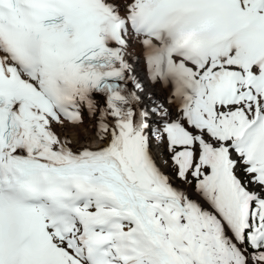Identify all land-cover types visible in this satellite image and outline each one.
I'll list each match as a JSON object with an SVG mask.
<instances>
[{
	"label": "snow or ice",
	"instance_id": "obj_1",
	"mask_svg": "<svg viewBox=\"0 0 264 264\" xmlns=\"http://www.w3.org/2000/svg\"><path fill=\"white\" fill-rule=\"evenodd\" d=\"M0 264H264V0H0Z\"/></svg>",
	"mask_w": 264,
	"mask_h": 264
},
{
	"label": "clouds",
	"instance_id": "obj_2",
	"mask_svg": "<svg viewBox=\"0 0 264 264\" xmlns=\"http://www.w3.org/2000/svg\"><path fill=\"white\" fill-rule=\"evenodd\" d=\"M199 32L193 30L190 33H184L181 37V47L192 45L194 48L200 47L201 42L197 39Z\"/></svg>",
	"mask_w": 264,
	"mask_h": 264
},
{
	"label": "bare ground",
	"instance_id": "obj_3",
	"mask_svg": "<svg viewBox=\"0 0 264 264\" xmlns=\"http://www.w3.org/2000/svg\"><path fill=\"white\" fill-rule=\"evenodd\" d=\"M133 51L135 53H139L140 49H139V47H136L133 49ZM155 91H156L157 95L163 96V94H164L162 88H160V87H157L155 89ZM79 132H80L79 138L81 140H83L84 138H90L92 136V133L88 130V124L87 123L83 126V128L81 130H79ZM92 146H95V145H92Z\"/></svg>",
	"mask_w": 264,
	"mask_h": 264
}]
</instances>
